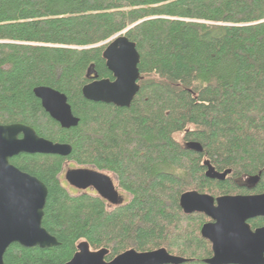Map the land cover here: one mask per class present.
Masks as SVG:
<instances>
[{
  "label": "trees",
  "instance_id": "trees-1",
  "mask_svg": "<svg viewBox=\"0 0 264 264\" xmlns=\"http://www.w3.org/2000/svg\"><path fill=\"white\" fill-rule=\"evenodd\" d=\"M119 33L139 53V89L125 107L81 92L113 79L102 52ZM38 85L67 96L77 126L49 116ZM10 123L71 152L10 158L46 185L42 226L59 244L12 243L4 264H63L81 241L106 248V260L165 248L189 259L182 264H206L211 243L200 229L209 219L184 213L180 195L248 193L239 180L259 172L253 192H264V0H0V124ZM68 160L113 173L130 198L114 206L71 193L60 178Z\"/></svg>",
  "mask_w": 264,
  "mask_h": 264
},
{
  "label": "water",
  "instance_id": "water-1",
  "mask_svg": "<svg viewBox=\"0 0 264 264\" xmlns=\"http://www.w3.org/2000/svg\"><path fill=\"white\" fill-rule=\"evenodd\" d=\"M105 64L113 79H94L81 88L84 98L105 101L119 107L129 106L139 85V53L135 43L119 33L109 39L102 52ZM41 106L62 128L77 126L67 96L59 90L38 85L32 90ZM186 147L202 151L199 142L190 141ZM71 145L54 142L39 136L34 128L23 123L0 124V264L12 243L24 247L49 248L59 244L56 237L42 226L44 206L48 194L46 185L34 175L17 168L10 158L21 153H43L68 156ZM257 175L248 177L253 188ZM225 177V173L221 175ZM65 181L77 189L92 188L110 205H119L122 198L112 178L92 167L69 168ZM179 206L186 214L199 212L209 218L203 223L200 234L211 243V256L206 264H264V225L252 229L248 220L264 217V192L256 194L221 195L214 197L195 190L179 197ZM108 250H91L86 241L77 245L72 258L63 264H182L189 259L170 254L165 248L149 251L126 250L106 260Z\"/></svg>",
  "mask_w": 264,
  "mask_h": 264
},
{
  "label": "rangeland",
  "instance_id": "rangeland-1",
  "mask_svg": "<svg viewBox=\"0 0 264 264\" xmlns=\"http://www.w3.org/2000/svg\"><path fill=\"white\" fill-rule=\"evenodd\" d=\"M74 167H89V166H86V165H79V164H77V163H75V162H73V161H70V160H68V161H64V163H63V165H62V171H61V173H60V178H61V182H62V184L64 185V186H66V188H68V190L71 192V193H74V194H77V193H81V192H83V191H81V192H78V191H76L75 189H73L66 181H65V179H64V173H65V171L67 170V169H69V168H74ZM90 168V167H89ZM93 168V167H92ZM103 172H105L106 174H108L111 178H112V180H113V182H114V184H115V186H116V188L118 189V191H120L121 193H122V195H123V200H122V202H125V201H127L130 197H129V195L126 193V192H124L123 190H121V189H119L118 188V186H117V178H116V176L113 174V173H111V172H108V171H103ZM243 179H246V178H243ZM90 190H92L91 188H89ZM240 192H242V191H240ZM247 192H250V191H247ZM209 219V218H208ZM209 221V220H208Z\"/></svg>",
  "mask_w": 264,
  "mask_h": 264
},
{
  "label": "flooded vegetation",
  "instance_id": "flooded-vegetation-1",
  "mask_svg": "<svg viewBox=\"0 0 264 264\" xmlns=\"http://www.w3.org/2000/svg\"><path fill=\"white\" fill-rule=\"evenodd\" d=\"M75 168V167H74ZM246 178V177H245ZM248 178V177H247ZM246 178V179H247ZM246 179H240L239 180V183H240V185L242 186V187H244L246 190H248V191H250V192H248V193H243V194H256V193H263V192H253L254 191V189L256 188V185H257V183H258V181H257V183L255 184V186L253 187V188H248L247 186H245V185H243L244 183H246V184H249V181L248 180H246ZM71 186V185H70ZM73 189H75L76 191H78V192H81V191H83V192H95V190L94 189H92V190H90L89 188H87V189H85V190H81V189H77V188H75L74 186H71ZM119 195H120V197L122 198V200H123V195H122V193L119 191ZM256 217H263V216H256ZM256 217H254V218H256ZM251 219H253V218H251ZM251 227V226H250ZM260 227V226H259ZM252 228V227H251ZM257 228V227H256ZM252 229H255V228H252Z\"/></svg>",
  "mask_w": 264,
  "mask_h": 264
}]
</instances>
